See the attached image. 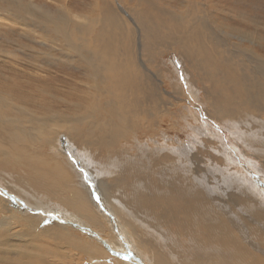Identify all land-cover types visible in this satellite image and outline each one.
I'll return each mask as SVG.
<instances>
[{
	"label": "bare ground",
	"instance_id": "obj_1",
	"mask_svg": "<svg viewBox=\"0 0 264 264\" xmlns=\"http://www.w3.org/2000/svg\"><path fill=\"white\" fill-rule=\"evenodd\" d=\"M31 1L0 0L19 40L5 61L13 53L11 74L25 78L0 88V264H264V191L225 172L260 221L236 223L244 196L217 197L220 179L208 167L191 175L186 148L176 151L204 129L186 88L264 165V12L224 14L217 0H94L79 14ZM182 124L186 142L175 133Z\"/></svg>",
	"mask_w": 264,
	"mask_h": 264
},
{
	"label": "rangeland",
	"instance_id": "obj_2",
	"mask_svg": "<svg viewBox=\"0 0 264 264\" xmlns=\"http://www.w3.org/2000/svg\"><path fill=\"white\" fill-rule=\"evenodd\" d=\"M93 1L94 0H32L31 2L39 3L43 6H46L52 9L53 11H56V8L58 7L60 8L61 6L62 9H67L71 11L72 13H79V14L84 13L85 14L89 11V8L92 7ZM217 1H218L219 10L222 11V13L224 14L232 12V10L235 9L237 6L241 10H244L246 12H248L253 7H256L257 9H259L261 13L264 12V0H254V1L217 0ZM171 7H173V5ZM0 14H1L0 16V63H3V62H6L4 56L8 52L9 49L16 52V49L13 46L16 44V42H19V40H18V35L13 34L9 31L10 21L5 18L6 13L0 10ZM215 18L218 22H223L224 24L233 23L232 20L228 19L227 17H222V15L219 12L215 13ZM11 54L13 53H10L9 56H12ZM164 55L166 57L164 58L165 61L170 60L174 62L175 56L173 53L166 52ZM9 56L7 57V60L12 63L13 61L11 60ZM9 62H6L7 65L2 66L0 68V72L5 75L4 77L1 76L0 78V88H2L3 90H8L14 84L17 85L19 81L20 82L25 81L24 77L22 78L18 76V74L16 73L11 74V71L13 70V65ZM175 68L172 65V69H175ZM53 82H56V81H53ZM23 83L24 82H22V84ZM23 85L28 86L25 83ZM183 93L184 95H182L183 96L182 100L185 106L187 107V109H190L192 111V114H194L195 118L197 119L199 123L197 125L204 126V129H201L203 131L202 135H199V133L197 132L193 135V145L191 147H178L176 151L182 152V148H186V151L182 152V154L186 155L189 160L188 171L191 172V175H193V172L195 170L202 172L205 168L208 167V174H209L210 180L215 181V180L220 179L219 180L220 186L219 187L215 186L213 188V192L217 195V197L232 198L234 195L236 198H241L242 195L244 196L242 198L244 205L240 207L238 210H236V212L240 214L239 220L236 223H239L242 219H249L254 225H260V221H258V223L256 222V220H258L259 217L250 213L253 205L247 202L245 194H244V190L242 189V187H240L239 184L228 181V177L226 176V173L241 174L245 176L254 185V187L257 190H258L257 187H259L262 191H264V174L262 173V169H264V165L262 164V162L261 163L256 162L255 158L253 157L255 153L249 148L247 144L246 145L243 144V140L238 135L240 134L239 129L235 125L229 127L226 123L223 124L219 122L220 115L214 112L211 113L209 111L211 110V108L207 104L203 105L198 99L196 100L193 99L192 95L191 94L189 95L186 88H185V92ZM188 95L190 96V98ZM214 117L216 119H214ZM197 125L195 124V126ZM184 129L185 127L182 124L180 131L178 129L175 130V133L177 134V137L179 138L181 142H186L187 140H185V138L189 136L188 134H190L189 132H187V130L184 131ZM245 140H247V136L244 135V141ZM121 147L128 149L131 154H135V152H133L132 149L124 141H121ZM212 149H217L220 152L221 156L225 159L224 165L222 163V160L217 155L219 153L215 150L211 152ZM240 156H243L245 161L241 159ZM192 158H194L195 160V166L190 165ZM77 168L79 170V166H77ZM82 170H84V168ZM218 172L220 173L219 176H218ZM83 174H85L84 183L87 184L88 186L90 183V186L88 187V189L89 191L91 190L92 192H94L91 186H92V182L96 183L95 182L96 180L93 178H90V176L87 177L88 175L85 172H83ZM107 179H111V178H107ZM222 185H224L225 188H223ZM183 191L184 190L182 189V192ZM98 193H99V197L97 196V198H101V201L107 200L104 198V196H102L100 191H98ZM263 194L264 192L262 193V199L264 198ZM191 196L194 197L193 195ZM95 202H96L95 205L98 207V209L100 208L99 210L101 211V213L104 214L105 218L103 217V221H106V218H108L110 221H113L112 222L113 224L115 221V218L117 217L115 213L114 215L116 217L112 215L111 212L104 209L101 203L98 202V200L95 199ZM64 214L65 216H67L65 211H64ZM124 215H126L129 218H134V215L132 212L124 211ZM58 216H60L59 213H58ZM201 220L202 219H199L197 222L202 223L200 222ZM75 223L73 226L75 227L78 226L79 228L80 223L78 222H75ZM80 228L81 230L83 229L84 235L88 236L89 234L88 237L93 236L94 239L95 238L98 239V235L91 233L89 230H87L83 226H80ZM93 229L91 228L93 232H97L96 229L95 230ZM121 237L124 241V242H121L122 245H124V247H126V250H128L130 248L129 238L126 241L122 234H121ZM64 251L69 254L68 247L64 248ZM116 260L120 264L122 263V261L118 259ZM106 263L110 264L111 262L107 261Z\"/></svg>",
	"mask_w": 264,
	"mask_h": 264
}]
</instances>
